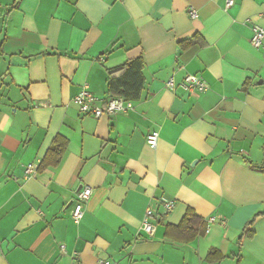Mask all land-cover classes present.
<instances>
[{"label": "crops", "instance_id": "1", "mask_svg": "<svg viewBox=\"0 0 264 264\" xmlns=\"http://www.w3.org/2000/svg\"><path fill=\"white\" fill-rule=\"evenodd\" d=\"M263 24L264 0H0V264H264ZM139 58L133 111L81 112L83 88L104 108L110 74ZM188 75L207 91L166 88ZM58 136L60 165L39 171ZM190 209L198 237L167 238Z\"/></svg>", "mask_w": 264, "mask_h": 264}, {"label": "built area", "instance_id": "2", "mask_svg": "<svg viewBox=\"0 0 264 264\" xmlns=\"http://www.w3.org/2000/svg\"><path fill=\"white\" fill-rule=\"evenodd\" d=\"M236 4V0H226V10L233 8ZM190 17L196 19L198 17L197 11L191 8ZM254 36L252 39V45L256 49H262L264 51V24L263 25H254ZM166 88L170 91H174L177 88H180L187 94H198L207 91V85L202 78L196 75H188L185 77L183 82L177 85L174 79H170L166 83ZM97 99L93 93L89 90L88 87L82 89L80 94L75 98V103L80 107L81 112L86 115L94 116L95 118H100L104 114L115 115L123 114L126 115L129 112L134 110V102L128 101L123 97H113L104 103V108L98 107L96 105ZM159 141V133L153 132L148 135L147 143L148 145L155 149L157 148ZM35 168L33 165H30L26 169V174L31 175L34 172ZM93 188L89 185L83 186L82 189L76 196V199L73 202L72 208V219L75 223H79L85 214V204L93 195ZM163 208L166 213L171 212L174 209V202H164ZM155 215V211L149 208L146 212L145 219L143 221V232L148 237H154L156 232V227L152 223V219ZM215 218H211L210 222H216ZM99 264H111L109 262L100 261Z\"/></svg>", "mask_w": 264, "mask_h": 264}, {"label": "trees", "instance_id": "3", "mask_svg": "<svg viewBox=\"0 0 264 264\" xmlns=\"http://www.w3.org/2000/svg\"><path fill=\"white\" fill-rule=\"evenodd\" d=\"M143 70L144 63L139 58L125 64L116 73L110 74L107 85L111 97H123L128 101L140 100L145 85ZM67 147V140L58 136L38 170L44 171L51 167H58L66 153ZM198 219L193 210H188L180 224L166 227V237L180 243L193 241L199 235L197 228ZM212 258L211 255L208 259L212 260Z\"/></svg>", "mask_w": 264, "mask_h": 264}, {"label": "water", "instance_id": "4", "mask_svg": "<svg viewBox=\"0 0 264 264\" xmlns=\"http://www.w3.org/2000/svg\"><path fill=\"white\" fill-rule=\"evenodd\" d=\"M113 72H115V71H113ZM82 188V187H81Z\"/></svg>", "mask_w": 264, "mask_h": 264}]
</instances>
